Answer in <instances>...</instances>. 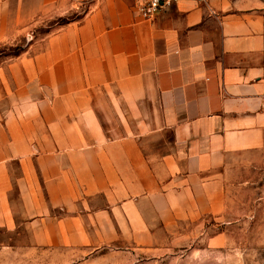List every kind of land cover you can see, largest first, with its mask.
Here are the masks:
<instances>
[{"label": "crops", "instance_id": "1", "mask_svg": "<svg viewBox=\"0 0 264 264\" xmlns=\"http://www.w3.org/2000/svg\"><path fill=\"white\" fill-rule=\"evenodd\" d=\"M0 230L66 262L172 245L264 149V0H0ZM83 11V12H82Z\"/></svg>", "mask_w": 264, "mask_h": 264}, {"label": "rangeland", "instance_id": "2", "mask_svg": "<svg viewBox=\"0 0 264 264\" xmlns=\"http://www.w3.org/2000/svg\"><path fill=\"white\" fill-rule=\"evenodd\" d=\"M78 15L79 11L47 15L16 43L0 46V62ZM226 191L224 213L197 222L190 227V236L177 238L172 245L118 241L85 257L59 262L0 230V264H264V149L234 167Z\"/></svg>", "mask_w": 264, "mask_h": 264}, {"label": "built area", "instance_id": "3", "mask_svg": "<svg viewBox=\"0 0 264 264\" xmlns=\"http://www.w3.org/2000/svg\"><path fill=\"white\" fill-rule=\"evenodd\" d=\"M143 18H155L164 7L176 4L180 0H130Z\"/></svg>", "mask_w": 264, "mask_h": 264}, {"label": "trees", "instance_id": "4", "mask_svg": "<svg viewBox=\"0 0 264 264\" xmlns=\"http://www.w3.org/2000/svg\"><path fill=\"white\" fill-rule=\"evenodd\" d=\"M22 51H23V49H18V50H16V51H14L13 53H10L9 55H12V56H14V55H18V54H20Z\"/></svg>", "mask_w": 264, "mask_h": 264}]
</instances>
